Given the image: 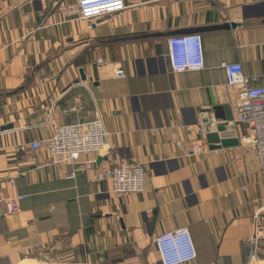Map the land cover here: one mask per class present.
<instances>
[{
  "label": "crops",
  "instance_id": "crops-1",
  "mask_svg": "<svg viewBox=\"0 0 264 264\" xmlns=\"http://www.w3.org/2000/svg\"><path fill=\"white\" fill-rule=\"evenodd\" d=\"M53 1L0 0V127L12 126L0 132V264H161L154 239L177 229L196 250L188 264H264L254 227L264 176L222 68L239 64L264 86V0H124V11L89 21L66 14L80 0ZM194 34L204 68L173 73L168 39ZM80 69L86 81L72 85ZM217 106L238 145L191 154L186 143L205 141L200 110ZM96 119L107 134L97 154L53 163L30 148ZM122 159L143 168L142 193L93 179ZM14 195L25 200L8 217Z\"/></svg>",
  "mask_w": 264,
  "mask_h": 264
},
{
  "label": "built area",
  "instance_id": "built-area-1",
  "mask_svg": "<svg viewBox=\"0 0 264 264\" xmlns=\"http://www.w3.org/2000/svg\"><path fill=\"white\" fill-rule=\"evenodd\" d=\"M30 2L32 0H20ZM63 0H54L53 6L58 7ZM124 0H80L75 9L66 14L76 15L79 20L89 21L126 9ZM168 60L171 71L176 74L198 72L204 68L202 41L199 35L175 36L168 39ZM106 60H97L101 65ZM228 87L237 91V120L248 127L246 142L254 150L259 160L260 171L264 176V86H251L244 76L239 64H223ZM124 71L118 68L114 72L115 79H123ZM74 110V109H72ZM107 134L101 119L82 122L63 127H55L49 139L34 142L32 150L45 148L53 163H75L84 154H97L107 144ZM180 148L181 143L176 142ZM186 149L191 154L208 153L205 141L192 140L186 143ZM94 163V162H92ZM80 166L74 172H83ZM69 175L73 178L75 173ZM96 182L109 181L111 190L119 196H129L143 192V168L122 159L112 168L103 169L93 174ZM22 195H14L4 201L6 216H14L20 211ZM264 204V199L261 201ZM255 236L264 237V213L254 217ZM161 264H188L196 259V250L189 232L177 229L164 233L154 239Z\"/></svg>",
  "mask_w": 264,
  "mask_h": 264
},
{
  "label": "water",
  "instance_id": "water-1",
  "mask_svg": "<svg viewBox=\"0 0 264 264\" xmlns=\"http://www.w3.org/2000/svg\"><path fill=\"white\" fill-rule=\"evenodd\" d=\"M235 28L234 24L222 25L213 27L210 30H224ZM80 80H76L72 85H76L79 82H85L86 77L83 75V71L79 70ZM71 85V86H72ZM200 134L206 141L208 149L210 151L219 150L221 148H230L238 145L236 140L235 128L231 124L233 117L227 107H211L201 109L200 112ZM12 126L0 127V132L11 129ZM99 159L97 163H99ZM43 261V259H41Z\"/></svg>",
  "mask_w": 264,
  "mask_h": 264
}]
</instances>
